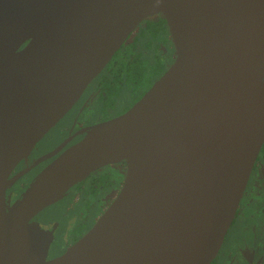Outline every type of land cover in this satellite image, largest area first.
Wrapping results in <instances>:
<instances>
[{
	"label": "water",
	"instance_id": "water-1",
	"mask_svg": "<svg viewBox=\"0 0 264 264\" xmlns=\"http://www.w3.org/2000/svg\"><path fill=\"white\" fill-rule=\"evenodd\" d=\"M158 14L174 47L164 72L10 203L26 172L13 167ZM263 143L264 0H0V264H210ZM121 162L117 196L47 260L52 236L31 219Z\"/></svg>",
	"mask_w": 264,
	"mask_h": 264
},
{
	"label": "flooded vegetation",
	"instance_id": "flooded-vegetation-1",
	"mask_svg": "<svg viewBox=\"0 0 264 264\" xmlns=\"http://www.w3.org/2000/svg\"><path fill=\"white\" fill-rule=\"evenodd\" d=\"M160 16V14L155 15V17ZM139 26L138 28H140ZM138 28L129 35L126 41H134V37H137L140 31ZM168 34L167 28V34H158L157 37L161 36L160 42L153 44L154 39L151 40L145 33L144 37H139L136 41L137 52L149 63L153 62L155 55L165 58L167 68L172 58L169 60L167 57V50L166 53L162 51L163 47L168 48L166 39ZM147 42L150 43L149 47L146 45ZM148 51H150L149 60L146 57ZM104 68L88 83L70 109L36 142L29 155L20 159L13 167L8 175L10 179L21 171L26 170V172L10 187H7L6 196L11 193L10 203L19 197L45 165L64 149L79 141L85 134L84 129L124 113L152 85L138 97L132 95L130 87L125 86L113 103L105 107L104 101L99 99V91L106 75ZM124 94H127V99ZM87 109L95 113L93 119L90 116L83 119L82 115ZM56 150L59 151L55 155L40 161L27 171V168L38 158ZM125 174V162L102 166L73 186L64 199L54 204L60 205L58 212L67 219L62 231L61 245L56 244L57 227L37 222L35 220L37 215L31 219L30 223L38 232L45 236H52L47 260L62 254L92 226L119 193ZM75 197L77 199L72 202ZM99 210L101 213L94 217L93 213ZM210 264H264V143L252 165L233 219Z\"/></svg>",
	"mask_w": 264,
	"mask_h": 264
},
{
	"label": "trees",
	"instance_id": "trees-1",
	"mask_svg": "<svg viewBox=\"0 0 264 264\" xmlns=\"http://www.w3.org/2000/svg\"><path fill=\"white\" fill-rule=\"evenodd\" d=\"M139 27L140 31L134 41H126L105 65L106 75L99 91V99L104 101L105 107L113 103L125 86L131 88L132 95L140 96L166 68L165 58L155 55L153 62L149 63L136 50V41L144 37L145 33L151 40L160 33L167 34L165 19L162 15L149 17ZM166 39L168 44H172L169 34ZM149 44L146 43L148 47Z\"/></svg>",
	"mask_w": 264,
	"mask_h": 264
},
{
	"label": "rangeland",
	"instance_id": "rangeland-1",
	"mask_svg": "<svg viewBox=\"0 0 264 264\" xmlns=\"http://www.w3.org/2000/svg\"><path fill=\"white\" fill-rule=\"evenodd\" d=\"M160 38H161V36L159 35L158 37H156L153 40L152 43L153 44L154 43L157 44V42H160ZM166 50L168 52L167 53V57H169V60H170L172 58L171 56L174 54L173 45L172 44H168V48L163 47V51L162 52L166 53ZM148 55H150V51H148V53H146V57L149 60L150 57ZM124 97L127 99V94H124ZM94 114L95 113L90 112L87 109L86 112H84V114L82 116H83V119H86L89 116H90L91 119H93L95 117ZM76 199H77V197H75L72 202H74ZM59 206L60 205H53V206H50L48 208H45V210L43 212L41 211L39 214H37V216L35 218V220H37V222H39V223H41L43 225H45V223H47L48 225H52V226L57 227V231H56V234H55L56 244L57 245H61V243H62V241H61L62 231L64 230L65 225H66L65 222L67 221L66 217L63 218L62 215H60V213L58 212ZM100 213H101V211L99 210V211L93 213V215L95 217V215L97 216Z\"/></svg>",
	"mask_w": 264,
	"mask_h": 264
}]
</instances>
